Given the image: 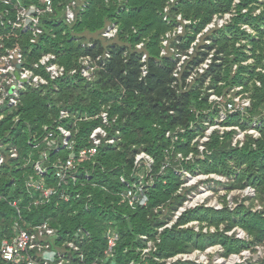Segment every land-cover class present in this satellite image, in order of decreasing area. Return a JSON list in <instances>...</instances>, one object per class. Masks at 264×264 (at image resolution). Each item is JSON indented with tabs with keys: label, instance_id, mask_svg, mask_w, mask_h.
Wrapping results in <instances>:
<instances>
[{
	"label": "trees",
	"instance_id": "obj_1",
	"mask_svg": "<svg viewBox=\"0 0 264 264\" xmlns=\"http://www.w3.org/2000/svg\"><path fill=\"white\" fill-rule=\"evenodd\" d=\"M21 1L30 5L40 0ZM235 1L54 0L55 11L42 16V34L35 43L31 42L32 34L4 41L0 54L5 48L18 47L34 72L44 75L48 83L39 87L26 85L16 105H0L4 114L0 119V157L3 158L0 165V246L20 230H32L47 222L56 230V235L49 238L54 245L82 240L79 246L85 255L84 264H111V261L116 264L132 261L164 264L160 262L162 259L213 244L222 245L226 256L244 250L257 253L256 246H262L264 253V10L254 14L256 8L264 6V0L260 3L239 0L233 6ZM73 2L88 5L84 10L78 7L80 12L77 11L76 19L69 22L65 13ZM227 13L232 14L230 21L204 32L215 17L223 18ZM108 24L117 26L118 32L113 39L102 37ZM180 26L182 33L178 32ZM245 26L254 32L248 33ZM199 33L203 40L196 44L191 59L179 69L176 53L186 54ZM248 38L254 45L253 51L260 52L258 56L253 52V56L260 58L256 60L257 67L246 62L250 57L245 51L247 45L238 43ZM207 40L210 43H205ZM106 51L110 52L109 58H105ZM43 54L55 55V62L65 67L66 74L51 79L44 66L39 64L35 68L34 64L39 63ZM100 54L105 58L104 64L97 60ZM211 54L209 68L188 84L194 67ZM87 56L95 66L92 80L81 74L80 59ZM257 68L261 69L257 71ZM73 69H77L74 75L71 74ZM144 70L146 75H143ZM234 85L243 86L245 91L252 88L251 107L245 114L230 115L223 124L239 126L244 131L251 129L256 120L260 123L257 128L260 136L254 138L247 133L243 145L234 146L235 130L224 135L215 131L205 143L204 158H198V143L192 145V142L198 133H203L200 128L205 122L210 119L213 123L218 115L217 107L211 110L213 105L209 102L208 90L223 95ZM64 109L71 113L70 117L61 118ZM102 113H107L108 124L103 122ZM85 116L89 118L84 119ZM244 117L246 121H241ZM194 122L198 125L197 132L190 129ZM59 125L71 131L73 151L77 154L92 145L90 135L98 126L108 131L107 139H116L112 144L104 140L93 159H82L78 180H70L66 187L59 186L54 165L65 162L71 151L63 147L48 149V158L42 161L40 156L45 144L34 147ZM174 132L179 134L177 141L167 136ZM13 147L17 149L16 157L11 156ZM178 151L185 155L193 152L196 158L179 161ZM141 153L153 159L154 181L145 188L147 205L133 208L126 192L145 168L136 163ZM37 162L47 169L45 174L37 173ZM181 167L226 177L225 184L230 192L248 187L254 190V196L242 197L243 202L251 200L248 206L242 203L232 212L226 207L218 213L221 215L211 220L207 214L199 217L216 227L228 218L226 231L239 227L246 232L248 240L228 236L219 230L199 240L192 230L177 226L158 232V228L184 204L190 192L187 188L178 192L184 180L175 169ZM31 179L42 180L46 187L56 188L58 193L49 202L36 204L40 194L28 189L27 182ZM64 190L68 200L61 198ZM257 205L261 210L250 208ZM191 211L183 214L181 223L193 218ZM109 231H117L120 235L111 261L106 254L105 235ZM142 235L155 241L157 246V251L145 259L140 254L147 243ZM0 264L10 263L0 259ZM248 264H264V255L249 259Z\"/></svg>",
	"mask_w": 264,
	"mask_h": 264
},
{
	"label": "built area",
	"instance_id": "obj_2",
	"mask_svg": "<svg viewBox=\"0 0 264 264\" xmlns=\"http://www.w3.org/2000/svg\"><path fill=\"white\" fill-rule=\"evenodd\" d=\"M54 5V0H40L39 3H32L30 5L22 4L21 0H0V49L4 47L5 40H9L14 36L18 37L19 35L32 34L33 37L31 38V42L35 43L38 36L42 34V30L40 28L42 16L53 14L55 11ZM87 5V3L82 4L80 2L77 4L76 2H73V5L68 7L65 13L67 20L69 22L75 20L77 11L79 13L81 7L84 10ZM231 16L232 14L227 13L223 18L215 17L213 22L204 29V32L210 28L216 27V24H218V27L223 26L224 22L226 23V19ZM184 22L186 23L187 21ZM245 28L250 30V27L248 26H245ZM182 31V26H180L178 32L182 33ZM117 32L118 29L116 24H108L106 29L102 32V37L104 39H113L117 35ZM198 37L201 38V33L198 35ZM198 42L195 41L190 46L186 54L176 53V56L178 57L177 59H179V69H181V66H183L184 63L191 59L192 55L195 53L196 44L200 43ZM205 43H210V41L207 40ZM164 44L167 45L168 41L165 40ZM89 46H92V44L90 43ZM165 53L166 51H164V54ZM109 57L110 52L106 51L105 58ZM55 58V55L43 54L40 57L39 63L34 64V67L38 68L40 64L45 67L46 72L49 74L51 79L61 78L66 74V69L64 66L56 63ZM105 58H103L101 54L97 56V60L101 61L102 64L105 63ZM80 62L82 64L81 74L87 76L89 80H92L95 66L92 65L91 58L89 56L81 58ZM211 62L212 54L203 63L194 67L187 79V83H192L198 74L204 73L209 68ZM76 73L77 69H73L71 71V74L73 75ZM146 73L147 71L144 70L143 75H146ZM175 74L178 76L177 72ZM209 81L210 80L208 79L205 84V88L208 86ZM47 83L48 80L44 75L34 72L33 68L28 63V59H26L24 53L18 47L12 49L5 48V51L0 54V105H16L20 98V93L22 90H24L26 85L34 84L36 87H39ZM55 89L58 90V86H56ZM208 91L210 93L209 102L213 105L211 110H213L215 107L218 108V119L215 121L213 119V123H211V120L209 119L207 122H205V126L203 128L199 127L203 133H198L192 142V145H194L196 142L198 143V158H204V152L206 151L205 143L211 140L215 131H217L220 135H224L225 132L235 130L236 134L233 137L234 142L232 141L234 146H242L247 133L252 134L254 138H258L260 136L257 130V128L260 126V123L256 120L255 122L258 124L252 125L251 129L245 131L241 130L239 126L223 124L230 115L236 113L245 114L247 109L251 107V98L249 96L244 97L241 95L244 93L242 88L240 89L238 85H234L231 87L230 92L223 95L216 94L214 90ZM3 116L4 114L0 110V119H2ZM70 116L71 113L68 110L64 109L61 111V118H68ZM101 116L103 118V122L108 124L107 113H102ZM88 118V116H85L84 119ZM190 129H193L197 132L198 125H196L194 122ZM181 131L184 132L185 130L182 129ZM107 135L108 131H106L104 127L98 126L90 135V141L92 142V145L82 148L77 154L73 151L74 141L72 139L73 137L71 131L59 125L56 127L55 132H47V134H45L42 139L43 142H36L34 147L38 148L39 145L45 144V149L41 151L40 156L42 161L48 158V149L59 150L63 147L71 151L70 156L65 162L54 165L56 169V177L59 179V186L66 187L70 180L74 182L78 180V170L81 167L82 159H93L98 153V148L104 140L110 144L114 143L116 139H107ZM167 136L172 137L173 141H177L179 139V134L175 132L168 133ZM177 154L179 161L188 162L196 158L193 152L185 155L184 153L178 151ZM11 156H17V149L15 147L11 149ZM2 162L3 158L0 157V165ZM136 163L139 166L143 165L145 168L138 173L137 179L134 180L131 185H129V189L126 192V197L129 200V204L133 208H136L137 206L144 207L147 205L148 197L145 188L151 186L154 181L152 175V165L154 162L152 157L145 153H141L137 156ZM165 167L166 164L162 167L161 171H163ZM35 168L37 173L40 175H43L47 172V169L41 167L39 162L36 163ZM189 171V169L184 167L175 169V173L181 175L182 180H184V183L182 187L179 188L178 192L182 193L186 188L190 189V192L188 193L187 200L184 202V204L179 207L173 215L170 216L164 225L158 228V232L161 233L165 229L172 228L173 226H177L178 229L182 230H193L194 232H196L193 229L194 227H197L199 232L201 231V226L206 232L209 230L213 231L212 227H214L216 231L210 232L212 234L219 230L228 236H234L235 238L241 240H248L249 237L246 232L239 227H234L232 230L226 231L225 229L221 228L223 225H220L219 228H217L216 226L208 224L206 220H200V216L198 217L197 215L196 217L198 218H194L195 215H193V218L187 222L181 223L180 219L185 212L198 207L208 209L206 203L209 201L211 196H208L204 185H209L211 174H215H206L197 170V172H193V174L195 173V177H192ZM215 176L220 175L215 174ZM86 177H89V175L87 174ZM122 180L125 181L124 178H122ZM207 180L208 183H205ZM197 182H199V184H196ZM27 187L30 190L39 192L40 195L35 202L36 204L47 203L56 193H58L56 188L46 187L42 180L34 181L31 179L27 182ZM247 189L252 190L254 196V190L251 187H248ZM61 198L65 200L69 199L66 194V190L61 192ZM210 206L211 205H209V208H211ZM204 222H206V224ZM54 235H56V230L51 228L47 222L35 226L32 228V230L22 229L12 239H6L2 242L0 246V259L7 261L10 264H17L20 262H23L24 264H76L75 262L77 260L81 262L80 264H84L83 261L85 260V255L81 252L79 246L81 243H83L82 240L79 242H62L63 246H61L60 249L53 251L51 249L52 247L49 238ZM119 236L120 235L117 231H109L106 233L105 237L108 242V248L106 250L107 260L111 261L114 249L119 240ZM141 238L147 241L146 246L142 250L140 249L142 259H145L150 255V253L157 251V246L156 242L149 239L146 235H142ZM157 242H160L159 237ZM256 248L258 250L257 253H254L251 250H244L240 254L232 253L226 256L222 245L213 244L207 245L203 249L196 248L190 252L177 253L167 259H162L160 262L164 264H176L180 262H190L195 264H248L249 259H258V256L263 251L262 248L258 246ZM51 253H53V256L50 257ZM73 253L78 255L74 256ZM155 260L158 259L155 258ZM113 262L116 264L115 261H111V264ZM130 264H135V262L132 261Z\"/></svg>",
	"mask_w": 264,
	"mask_h": 264
},
{
	"label": "rangeland",
	"instance_id": "obj_3",
	"mask_svg": "<svg viewBox=\"0 0 264 264\" xmlns=\"http://www.w3.org/2000/svg\"><path fill=\"white\" fill-rule=\"evenodd\" d=\"M263 0H258L257 2L260 3L262 2ZM237 2H239V0L235 1L232 5L234 6ZM246 10V9H245ZM264 10V6H261V7H258L256 8V10L254 11V14H260L262 11ZM232 18L229 17L228 19H226V22L229 21L230 19ZM225 23V22H224ZM217 27H218V24H216ZM249 32L248 33H253L254 32V29H251L248 30ZM200 34V33H199ZM252 35V34H251ZM198 37V36H197ZM203 40V37L201 36L198 37V39L196 40V42H201ZM198 42V43H199ZM238 43L240 44H246L247 46L245 47V51L247 53V57L250 56L248 58V60L246 61L248 63V65H251L253 67H257L256 66V60L257 59H260L259 57L257 58L256 56H258V54L260 53L259 51H253V48H254V45L253 43L250 41V38L248 39H242L240 40ZM239 45V44H237ZM256 56H253L254 53ZM262 63H264V61H262ZM261 68H257V71H259ZM239 88L244 91L243 95L244 97L246 96H249L252 94V88H250L248 91H245L244 90V87L243 86H239ZM239 96V95H238ZM237 97V96H236ZM251 98V97H250ZM217 116L214 117V121L217 120ZM241 121H246V117L242 118ZM255 124H258L256 123L255 121L252 123V125H255ZM245 131V130H244ZM244 141H245V138H244ZM234 142V140H233ZM189 173L192 177H195V173L193 174V172H197V168H191L189 169ZM214 177V178H213ZM228 179L225 178L224 176H215V174H211L210 176V180H209V185L205 184L204 187L206 189V192L208 194V196H211L209 201H207L206 203V206L208 207V209H205V208H202V207H198V208H195V209H192L191 213L194 212L193 215H195L194 218H198L199 216L201 215H208V217H210V220L211 219H215L216 217H218V215H221V214H218V213H221L220 211H222V209L226 208V207H229V210L230 212H232L231 210H235L239 205H241L242 203H244V205L248 206L250 203H251V200H247L245 202L242 201V197L245 198L246 196H253V191L252 190H248L247 188L244 189V190H234V191H228V187L227 185L224 183L226 182ZM221 181V182H220ZM201 183V182H200ZM205 183H208V180L205 182ZM196 184H199V182H197ZM239 198V199H238ZM237 199V200H235ZM227 201V202H226ZM209 205H211L209 208ZM253 211H256V210H261V207L260 205H257V206H252L250 207ZM166 212V210H165ZM214 212H217L214 214ZM192 215V214H191ZM196 215L198 217H196ZM226 217V216H225ZM161 218H163L161 216ZM238 219V218H237ZM228 218H225V221H221L219 222V225H223L221 226V228L225 229L226 230V227H227V222H228ZM206 224V222H204ZM204 224V225H205ZM212 226H217L216 224L215 225H212ZM213 228V231H204V229L200 228V232H199V229L197 227H194L193 229L196 231L193 232L195 233V237H199L200 239L199 240H203L202 239V236L204 235H207L209 234L210 232H215L216 229L214 227ZM219 228V227H217ZM257 247V246H256ZM260 248H262V246H258ZM263 249V248H262ZM264 253L263 251L261 252V254L258 256V258L260 257H263ZM243 258V257H241ZM242 260V259H241Z\"/></svg>",
	"mask_w": 264,
	"mask_h": 264
},
{
	"label": "crops",
	"instance_id": "obj_4",
	"mask_svg": "<svg viewBox=\"0 0 264 264\" xmlns=\"http://www.w3.org/2000/svg\"><path fill=\"white\" fill-rule=\"evenodd\" d=\"M50 240V239H49ZM50 244H51V249L54 251H56V250H58V249H60L61 248V246H63V243L61 242V243H58V244H56V245H54L52 242H50Z\"/></svg>",
	"mask_w": 264,
	"mask_h": 264
},
{
	"label": "water",
	"instance_id": "obj_5",
	"mask_svg": "<svg viewBox=\"0 0 264 264\" xmlns=\"http://www.w3.org/2000/svg\"><path fill=\"white\" fill-rule=\"evenodd\" d=\"M51 256H53V253H51L50 257H51ZM47 257H49V256H47ZM112 264H115V263L113 262Z\"/></svg>",
	"mask_w": 264,
	"mask_h": 264
}]
</instances>
